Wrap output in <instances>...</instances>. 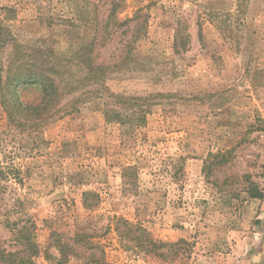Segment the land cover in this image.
Segmentation results:
<instances>
[{
	"label": "rangeland",
	"instance_id": "374dc122",
	"mask_svg": "<svg viewBox=\"0 0 264 264\" xmlns=\"http://www.w3.org/2000/svg\"><path fill=\"white\" fill-rule=\"evenodd\" d=\"M0 26L2 82L8 62L74 59L76 85L85 46L108 66L37 129L0 104V252L33 240L37 264L240 263L264 216V0H0ZM115 216L143 229L141 249ZM81 230L101 246L72 244ZM58 234L75 252L62 263L45 256Z\"/></svg>",
	"mask_w": 264,
	"mask_h": 264
},
{
	"label": "trees",
	"instance_id": "16d2710c",
	"mask_svg": "<svg viewBox=\"0 0 264 264\" xmlns=\"http://www.w3.org/2000/svg\"><path fill=\"white\" fill-rule=\"evenodd\" d=\"M2 30V32H1ZM5 30L0 26L1 40L4 36ZM86 50V51H85ZM92 49L86 46L79 52V62L74 66L73 72H78L77 77L80 78L76 85L65 79L67 74L66 67L69 69L72 67V61H67L65 68H57V66H50L47 64H41L40 66H30L26 61L13 68L12 64L8 62L5 66V81L2 82L0 77V104L3 106L5 112L7 113L8 123L13 126H28L39 128L41 124L48 120L53 113L56 112V108L60 106L62 100L74 93L77 89H80L83 85H94L98 84L104 86L105 73L108 66L93 62L90 53ZM77 60V59H76ZM72 62V63H71ZM71 71V69H69ZM60 78H57V74H60ZM3 83V84H2ZM35 89L38 91V96L36 101L24 102L21 98V93L26 90ZM121 102L129 104L126 99ZM136 104H132V107ZM53 111V112H52ZM52 112V113H51ZM135 113H128L129 116H133ZM104 115L107 119L117 116V111L112 108H107L104 110ZM132 118V117H131ZM1 169V168H0ZM0 170V176H2ZM90 192L83 193V205L88 207L89 204L86 203V197ZM95 195V194H94ZM257 196H260L258 194ZM115 220L114 229L118 233L120 239L129 238L134 240L135 246L141 249L140 246V235H144V231L141 227L137 225L130 224L121 217H113ZM120 226L123 229L120 230ZM18 238L29 237V235H24L22 231H18ZM55 234V233H53ZM60 235L58 234L53 238L52 242L49 244L53 246L59 253V257L55 258L51 254L45 253L46 257L54 258L58 262L62 263L69 259L70 255H75L72 244H80L86 249H98L101 244L94 240V236L88 230L76 231L73 234L72 244L68 243L66 240H60ZM52 234L49 238L52 239ZM68 240V239H67ZM30 246V253L27 255L19 256L18 252H0V262L3 264H37L36 258L39 255V249L37 244L32 240H28L27 243ZM155 244H152L150 251L154 250Z\"/></svg>",
	"mask_w": 264,
	"mask_h": 264
},
{
	"label": "crops",
	"instance_id": "0c3cea01",
	"mask_svg": "<svg viewBox=\"0 0 264 264\" xmlns=\"http://www.w3.org/2000/svg\"><path fill=\"white\" fill-rule=\"evenodd\" d=\"M262 200L264 204V197ZM260 218L262 219V221L258 228V232L255 234V237L252 234L251 238H245L241 242V246H244L247 243L251 244V247L248 248V250H245V252H243L239 244V249H241L239 251H241L242 256L239 264H264V216L261 215ZM252 238L254 240L250 243ZM248 240L249 242H247Z\"/></svg>",
	"mask_w": 264,
	"mask_h": 264
}]
</instances>
